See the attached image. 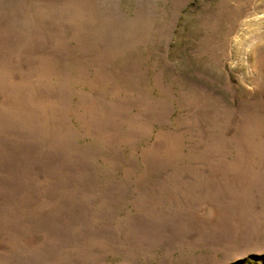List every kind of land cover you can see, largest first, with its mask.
<instances>
[{
    "label": "rangeland",
    "instance_id": "1",
    "mask_svg": "<svg viewBox=\"0 0 264 264\" xmlns=\"http://www.w3.org/2000/svg\"><path fill=\"white\" fill-rule=\"evenodd\" d=\"M0 264H264V0H0Z\"/></svg>",
    "mask_w": 264,
    "mask_h": 264
}]
</instances>
